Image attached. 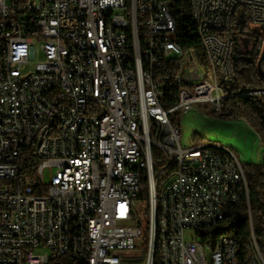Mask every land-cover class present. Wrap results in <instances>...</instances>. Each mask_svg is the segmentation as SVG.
Listing matches in <instances>:
<instances>
[{
    "label": "built area",
    "instance_id": "built-area-1",
    "mask_svg": "<svg viewBox=\"0 0 264 264\" xmlns=\"http://www.w3.org/2000/svg\"><path fill=\"white\" fill-rule=\"evenodd\" d=\"M198 8L204 25L217 24L208 39L218 69H203L172 39L170 2L0 0V264L67 254L77 264H121L145 238L148 264L156 255L157 264H235L236 237L204 244L199 227L216 226L227 204L250 207L248 181L238 186L243 163L228 146H184L181 120L200 105L221 113L240 96L209 83L227 77L231 89L237 78L227 48L238 17L262 39L264 77V0ZM256 264H264L259 245Z\"/></svg>",
    "mask_w": 264,
    "mask_h": 264
},
{
    "label": "trees",
    "instance_id": "trees-1",
    "mask_svg": "<svg viewBox=\"0 0 264 264\" xmlns=\"http://www.w3.org/2000/svg\"><path fill=\"white\" fill-rule=\"evenodd\" d=\"M170 12L177 27L172 39L183 48H193L200 59L204 61L205 53L193 16L192 0H170ZM248 29L247 23L240 21L238 17L233 53L237 78L231 89H227L228 93L264 89V77L258 70L262 39L254 37ZM221 114L231 118L245 119L257 130L262 142H264V95L229 97L224 101ZM206 139L205 136L196 134L194 142ZM38 163L39 160L34 149L24 152L25 169L31 176H34L35 167ZM243 168L249 186L250 207H248L247 201H241L239 206L235 204L225 205L223 219L213 228L201 230L200 233L206 242L212 244H215L223 235L236 237L238 239L237 256L239 263L252 264L251 237L253 233L264 257V162L243 163ZM249 208L252 211V223L250 222ZM147 211V207L144 208L145 215ZM143 249L147 250L146 238ZM50 264L77 263L71 254H67L60 258L51 259ZM155 264H157V255L155 256Z\"/></svg>",
    "mask_w": 264,
    "mask_h": 264
},
{
    "label": "rangeland",
    "instance_id": "rangeland-1",
    "mask_svg": "<svg viewBox=\"0 0 264 264\" xmlns=\"http://www.w3.org/2000/svg\"><path fill=\"white\" fill-rule=\"evenodd\" d=\"M253 32H260V25L251 23ZM43 58L40 54L34 62ZM182 143L190 146L196 134L205 136V142H214L232 149L242 163H263L264 142L245 119L231 118L221 113H214L207 107L196 106L181 120ZM146 221L143 232L146 234ZM228 236V235H225ZM148 253L145 249L129 253L121 264H148Z\"/></svg>",
    "mask_w": 264,
    "mask_h": 264
},
{
    "label": "bare ground",
    "instance_id": "bare-ground-1",
    "mask_svg": "<svg viewBox=\"0 0 264 264\" xmlns=\"http://www.w3.org/2000/svg\"><path fill=\"white\" fill-rule=\"evenodd\" d=\"M163 2H170V0H163ZM199 0H192L193 6V16L198 26V32L202 40L203 49H204V61L200 59L197 52L193 49V53H196L197 59H199L200 65H202L203 69H218V59L215 54H212V49L210 45V39H208V31H217V24L216 23H207L204 25L203 19V10L198 8ZM224 41L226 42H233V35L232 34H224ZM233 53L234 48H227V60H233ZM209 83H210V90L218 91L219 93H228V80L227 77H219L218 75H210L209 76ZM240 96H251L247 95V91H241ZM258 96V95H256ZM51 128H58V120H51ZM238 186H247V178L240 177L238 179ZM245 196H250L249 188H245ZM240 204V203H239ZM248 204V201H247ZM224 217V213H223ZM250 222L252 223V215L250 214ZM206 227H199V238L203 241L204 244H212L206 242L204 237L201 235L200 231L205 230ZM231 236L223 235L218 240H230ZM251 244H252V264H256V254H258V244H256V239L254 233L251 237ZM238 246V239H234V251H237ZM232 260H234L235 264H240L237 256V252H232Z\"/></svg>",
    "mask_w": 264,
    "mask_h": 264
},
{
    "label": "water",
    "instance_id": "water-1",
    "mask_svg": "<svg viewBox=\"0 0 264 264\" xmlns=\"http://www.w3.org/2000/svg\"><path fill=\"white\" fill-rule=\"evenodd\" d=\"M264 54V53H263Z\"/></svg>",
    "mask_w": 264,
    "mask_h": 264
}]
</instances>
